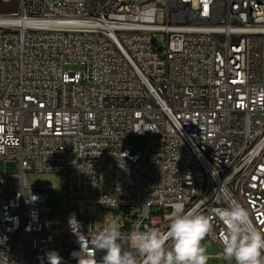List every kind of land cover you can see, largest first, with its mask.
<instances>
[{"label": "built area", "instance_id": "built-area-1", "mask_svg": "<svg viewBox=\"0 0 264 264\" xmlns=\"http://www.w3.org/2000/svg\"><path fill=\"white\" fill-rule=\"evenodd\" d=\"M0 2V264H77L69 220L93 251L100 210L125 235L195 210L223 248L235 202L264 232L262 0ZM30 172L65 174L79 214L48 218L58 189Z\"/></svg>", "mask_w": 264, "mask_h": 264}, {"label": "clouds", "instance_id": "clouds-1", "mask_svg": "<svg viewBox=\"0 0 264 264\" xmlns=\"http://www.w3.org/2000/svg\"><path fill=\"white\" fill-rule=\"evenodd\" d=\"M4 151L5 145L0 143V153ZM221 216L227 223L224 258L234 264H264V232L255 227L248 211L233 202L221 211ZM69 225L81 245L80 253L74 254L77 264H97V250L105 253L100 264H208L202 241L211 224L206 215L195 210L181 211L177 206L164 232L148 228L125 235L116 224L105 227L92 239L93 251L82 246L79 222L73 218ZM47 259L49 264H61L63 258L51 251Z\"/></svg>", "mask_w": 264, "mask_h": 264}, {"label": "rangeland", "instance_id": "rangeland-1", "mask_svg": "<svg viewBox=\"0 0 264 264\" xmlns=\"http://www.w3.org/2000/svg\"><path fill=\"white\" fill-rule=\"evenodd\" d=\"M14 6L4 5L0 2V11H7L13 9ZM158 44L162 48L164 47V41L158 39ZM68 69L76 70V67H68ZM130 144L134 150L139 151L142 149L143 141L141 138H132ZM25 183L28 188H42L46 185L54 186L58 189L57 197H53L48 200L47 207L49 208L48 218L58 217L61 221L67 222L72 216L79 214L77 207H69L68 210L64 208V196L66 195L67 176L63 173H28L25 178ZM10 193L9 187H6V195ZM107 217L109 226L116 224L118 226L119 221L123 220V216L115 211H104L100 210L97 212L95 217H91V227L95 225L103 227L101 219ZM108 226V227H109ZM203 247L206 249V254L209 257L208 264H233V261H228L225 258L216 257L217 255L223 254V248L215 245L207 238L202 241Z\"/></svg>", "mask_w": 264, "mask_h": 264}, {"label": "bare ground", "instance_id": "bare-ground-1", "mask_svg": "<svg viewBox=\"0 0 264 264\" xmlns=\"http://www.w3.org/2000/svg\"><path fill=\"white\" fill-rule=\"evenodd\" d=\"M262 4H264V0H262Z\"/></svg>", "mask_w": 264, "mask_h": 264}]
</instances>
